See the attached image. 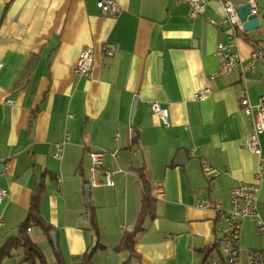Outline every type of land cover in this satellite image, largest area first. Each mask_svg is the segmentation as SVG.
I'll list each match as a JSON object with an SVG mask.
<instances>
[{
  "label": "crops",
  "instance_id": "crops-1",
  "mask_svg": "<svg viewBox=\"0 0 264 264\" xmlns=\"http://www.w3.org/2000/svg\"><path fill=\"white\" fill-rule=\"evenodd\" d=\"M98 1L0 0V189L7 191L0 250L17 237L43 178L38 212L52 227L61 263L72 264L97 241L103 248L91 264H123L129 253L114 248L139 214L143 168L156 217L146 221L129 264H203L220 224L195 202L226 206L230 188L253 183L264 222V133L260 154L245 148L250 122L238 104L242 88L252 105L264 92V60L248 65L251 46L264 45V0H254L259 29L233 40L241 62L227 75L217 74L215 50L230 40V26L208 23L223 17L224 0H114V15ZM194 2L201 7L191 17ZM85 47L93 50L90 79L74 73ZM205 88L208 97L195 100ZM152 102L168 110L167 125L150 112ZM90 151L102 152L104 169L114 172L113 187L89 190L96 235L85 208ZM29 228L46 263L57 264L48 237ZM239 243L242 251L264 250V235L245 220ZM21 258L18 248L0 264H27Z\"/></svg>",
  "mask_w": 264,
  "mask_h": 264
},
{
  "label": "built area",
  "instance_id": "built-area-1",
  "mask_svg": "<svg viewBox=\"0 0 264 264\" xmlns=\"http://www.w3.org/2000/svg\"><path fill=\"white\" fill-rule=\"evenodd\" d=\"M250 5V12L257 14V7L254 0H247ZM97 8L111 15L118 11V5L114 0H99ZM197 2L191 3L190 16L194 17L200 10ZM236 5L231 0H224L222 3L223 17L219 20L208 19V23L214 27L221 25L230 26V40L225 43H219L216 46L215 55L218 58V75H227L234 68L240 65V56L235 50L233 40L244 32L242 22L240 21ZM113 51L107 49L105 55L112 56ZM264 60V45L253 44L249 54V69L252 70L256 63ZM2 63L0 62V71ZM93 69V50L85 47L80 50L74 67V73L78 76L90 79ZM210 89L205 88L194 94V99L201 101L208 97ZM12 104V101H7ZM238 104L246 114L250 122V132L246 139L245 148L252 152L260 154L259 136L264 133V92L258 97L256 104L252 105L249 101L245 88H242L238 94ZM149 110L152 114L158 115L164 125H167L168 110L161 107L159 103L149 104ZM57 150L61 152V146L56 145ZM56 158H61V153L55 154ZM90 162L88 168L89 178L87 185L89 188L100 186L113 187L114 179L112 171L103 167V153L99 151H90L88 153ZM264 164V159H260V168ZM6 167L2 174L5 175ZM211 167L207 164L202 165L203 172H209ZM261 176V172L257 175ZM99 178L103 180L100 182ZM103 184V185H102ZM7 196V191L0 189V202ZM258 186L253 183L240 182L229 189L228 202L224 206L220 202L197 201V208L212 209L219 221L218 237L213 243V247L206 254L203 264H264V250L247 249L242 251L240 247V236L242 224L245 220H251L254 223L255 232L258 236L264 235V222L257 210ZM30 231V228L27 229ZM72 264H83L82 257H77Z\"/></svg>",
  "mask_w": 264,
  "mask_h": 264
},
{
  "label": "trees",
  "instance_id": "trees-1",
  "mask_svg": "<svg viewBox=\"0 0 264 264\" xmlns=\"http://www.w3.org/2000/svg\"><path fill=\"white\" fill-rule=\"evenodd\" d=\"M134 142L135 140H132V143ZM137 175L142 187L139 214L132 229L123 232L118 245L114 248L115 251H127L129 253V259L126 260L123 264H129V260L131 258H138V255L134 251V244L136 242V239L146 231V221H152L156 217V199L153 196L151 183L147 179L143 168L137 170ZM43 190L44 181L42 178L40 183L36 185L32 194L27 219L18 227L17 237L11 238L5 243L3 248L0 250V256H9L11 254V250L20 248L22 250L21 260L23 262L27 264H35L36 261H38L40 264H47L40 249L34 243H32L27 236V229L32 225L39 227L42 233H44L48 237L52 249V254L54 255L57 264H62L59 257V251L57 249V243L56 241H53L50 236V233L53 232L52 227H50L44 220H42L38 212V199L43 193ZM85 208L86 215L88 216V219L90 220L92 228H94L96 235L97 229L95 227L93 210L88 199L86 200ZM212 247L213 245L205 249L204 253L207 254ZM102 248L103 246L99 245L96 241V243L88 248L87 251L83 254V264H91V258L94 252Z\"/></svg>",
  "mask_w": 264,
  "mask_h": 264
},
{
  "label": "water",
  "instance_id": "water-1",
  "mask_svg": "<svg viewBox=\"0 0 264 264\" xmlns=\"http://www.w3.org/2000/svg\"><path fill=\"white\" fill-rule=\"evenodd\" d=\"M237 15L242 22L244 32H251L259 29V18L257 14L250 12V5L246 2L236 7ZM89 186L84 187V194L89 199ZM51 239L55 241L54 233H50Z\"/></svg>",
  "mask_w": 264,
  "mask_h": 264
}]
</instances>
